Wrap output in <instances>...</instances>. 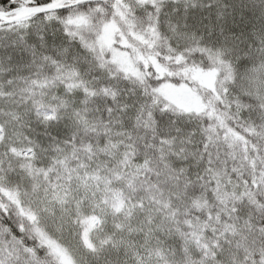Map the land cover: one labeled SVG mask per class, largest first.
Segmentation results:
<instances>
[{"label":"snow or ice","instance_id":"snow-or-ice-1","mask_svg":"<svg viewBox=\"0 0 264 264\" xmlns=\"http://www.w3.org/2000/svg\"><path fill=\"white\" fill-rule=\"evenodd\" d=\"M0 264H264V0H0Z\"/></svg>","mask_w":264,"mask_h":264}]
</instances>
